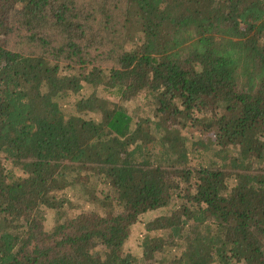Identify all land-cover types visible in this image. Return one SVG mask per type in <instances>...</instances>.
Here are the masks:
<instances>
[{"label":"trees","instance_id":"trees-1","mask_svg":"<svg viewBox=\"0 0 264 264\" xmlns=\"http://www.w3.org/2000/svg\"><path fill=\"white\" fill-rule=\"evenodd\" d=\"M162 207L145 259L264 264V0H0V264H139Z\"/></svg>","mask_w":264,"mask_h":264},{"label":"rangeland","instance_id":"rangeland-1","mask_svg":"<svg viewBox=\"0 0 264 264\" xmlns=\"http://www.w3.org/2000/svg\"><path fill=\"white\" fill-rule=\"evenodd\" d=\"M100 93H105L107 96H110L112 98H115V95L111 91H106L104 87L99 88ZM143 94L138 96L135 99L130 100L127 104L129 106V110L131 111H137V112H144L146 113L145 108L151 104V100H145L143 97ZM76 95L75 94H69L66 97H63L61 99V105L63 108H65L67 111H71L73 107V101L75 99ZM143 103V104H142ZM142 104V105H141ZM146 105V107H145ZM144 108V109H143ZM95 118H100L99 114H92ZM190 127V126H189ZM181 132L185 135L197 137L200 140L207 141L209 138L216 139V131L213 130H208L205 127V123L203 121L196 123L195 125H192L190 128H183ZM209 154L212 157H215V153L213 151H209ZM21 172V171H20ZM236 182L235 178H232L230 180V184H234ZM102 185L98 184H91L88 190H84L82 186H78L75 190V192L72 194L71 190L66 191L63 194H60L59 196L63 197L66 199V196H70L72 199L71 203H66V205L60 210L61 211H68L69 212H79L82 208H88V207H95L97 208V205L93 204L91 201L95 202L94 199H92L93 195H102ZM84 195L83 198L81 196ZM86 195V196H85ZM96 203V202H95ZM74 204L73 209H69L72 205ZM99 207V205H98ZM166 210V207L162 208H156V209H151L147 210L144 212L140 219L136 221L132 225V230L131 233L126 240L124 244L123 251L126 252H132L139 260V264H160V255L157 254V257L151 260L145 259L143 255V249H142V240L144 238V235L146 233V222L149 219L154 218L161 212ZM58 209L56 208H48L47 212V226H51L55 219L57 218L58 215ZM237 264H244L243 262H238Z\"/></svg>","mask_w":264,"mask_h":264}]
</instances>
